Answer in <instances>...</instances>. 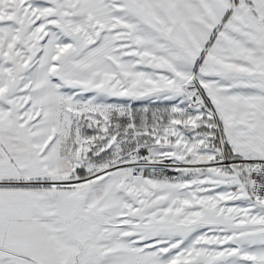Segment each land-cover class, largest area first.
<instances>
[{"label": "snow or ice", "instance_id": "6c2138e0", "mask_svg": "<svg viewBox=\"0 0 264 264\" xmlns=\"http://www.w3.org/2000/svg\"><path fill=\"white\" fill-rule=\"evenodd\" d=\"M0 264H264V0H0Z\"/></svg>", "mask_w": 264, "mask_h": 264}]
</instances>
